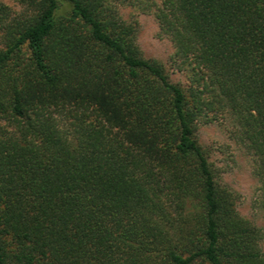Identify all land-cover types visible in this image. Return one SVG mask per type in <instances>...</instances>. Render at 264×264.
I'll use <instances>...</instances> for the list:
<instances>
[{
	"label": "trees",
	"instance_id": "1",
	"mask_svg": "<svg viewBox=\"0 0 264 264\" xmlns=\"http://www.w3.org/2000/svg\"><path fill=\"white\" fill-rule=\"evenodd\" d=\"M0 1V264H264L197 126L228 112L264 194V0ZM152 14L190 78L144 56Z\"/></svg>",
	"mask_w": 264,
	"mask_h": 264
},
{
	"label": "rangeland",
	"instance_id": "2",
	"mask_svg": "<svg viewBox=\"0 0 264 264\" xmlns=\"http://www.w3.org/2000/svg\"><path fill=\"white\" fill-rule=\"evenodd\" d=\"M0 1L19 12L20 7L13 0ZM119 11L126 21L137 24V40L144 56L160 61L174 83L189 86L190 78L174 61V46L161 33L156 18L133 6H120ZM196 135L209 153L219 181L236 193L240 214L264 233V194L255 174V157L238 132L232 115L226 112L203 118L198 123ZM261 247L264 252V239Z\"/></svg>",
	"mask_w": 264,
	"mask_h": 264
}]
</instances>
